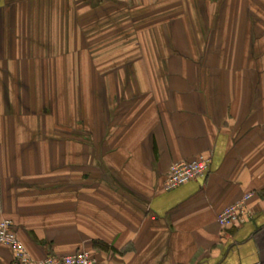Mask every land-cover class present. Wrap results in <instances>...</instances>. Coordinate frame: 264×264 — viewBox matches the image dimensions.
<instances>
[{
  "label": "crops",
  "instance_id": "1",
  "mask_svg": "<svg viewBox=\"0 0 264 264\" xmlns=\"http://www.w3.org/2000/svg\"><path fill=\"white\" fill-rule=\"evenodd\" d=\"M3 220L34 259L264 264V0H0Z\"/></svg>",
  "mask_w": 264,
  "mask_h": 264
},
{
  "label": "built area",
  "instance_id": "2",
  "mask_svg": "<svg viewBox=\"0 0 264 264\" xmlns=\"http://www.w3.org/2000/svg\"><path fill=\"white\" fill-rule=\"evenodd\" d=\"M210 165V159L205 156L174 163L169 169L165 190L170 191L187 183L204 179L210 172ZM252 197L253 193H246L238 201L227 206L217 215V224L222 228H227L249 222L251 212L248 203ZM0 246L11 252L14 264H97L92 254L85 250L60 258L46 256L34 259L18 239L12 223L8 220L0 221Z\"/></svg>",
  "mask_w": 264,
  "mask_h": 264
},
{
  "label": "rangeland",
  "instance_id": "3",
  "mask_svg": "<svg viewBox=\"0 0 264 264\" xmlns=\"http://www.w3.org/2000/svg\"><path fill=\"white\" fill-rule=\"evenodd\" d=\"M157 8H158V7H157ZM151 9H153V8H151ZM132 23H133V22H132ZM120 26H121V25H120L119 23H117L113 29L116 31V29L122 28V27H120Z\"/></svg>",
  "mask_w": 264,
  "mask_h": 264
}]
</instances>
